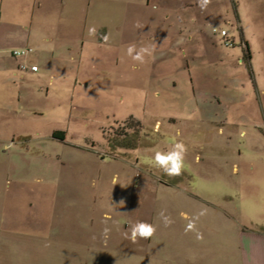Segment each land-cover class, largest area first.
<instances>
[{
  "label": "rangeland",
  "instance_id": "1",
  "mask_svg": "<svg viewBox=\"0 0 264 264\" xmlns=\"http://www.w3.org/2000/svg\"><path fill=\"white\" fill-rule=\"evenodd\" d=\"M65 3L0 27V264L237 258L242 232L264 235V0H109L106 44L88 35L89 2ZM179 141L169 176L153 157ZM202 210L200 240L181 213ZM137 222L157 230L134 244Z\"/></svg>",
  "mask_w": 264,
  "mask_h": 264
},
{
  "label": "crops",
  "instance_id": "2",
  "mask_svg": "<svg viewBox=\"0 0 264 264\" xmlns=\"http://www.w3.org/2000/svg\"><path fill=\"white\" fill-rule=\"evenodd\" d=\"M52 1L53 2L45 1V0H0V27L4 26V31L6 32L8 24L14 21L15 27H18L17 23L19 24L20 22H22L27 16V13L36 14L37 12H41V11L44 12V10L47 9L50 14V12H52V7H54L53 13L58 11L61 14L64 13L69 8L68 5H65L66 4L65 2H67V0H52ZM87 1L89 2L88 23L89 25H94L97 28V36H95L94 38H97L99 36V33L103 34L106 32L107 33L112 32V29L111 30L107 29L106 21L103 20V17L105 16V6L109 2V0H87ZM73 8L74 5H72V9ZM7 39H8V43H12L15 46L20 41L19 36L17 34L8 36ZM6 48H10V47H6ZM4 54L5 53H3V56ZM3 56H0V58H3ZM15 59L16 61H21L20 57ZM24 61L27 62V59H25ZM35 67L36 66H33L32 68ZM28 72H30V70ZM16 75L17 73H14L13 76L17 78L18 76ZM158 185H160V187L164 189L173 188L172 183L158 182ZM241 241H242V248L240 249V255H238V257L236 258V256H234L231 253V248H229L228 252L222 255V259H220L221 261L220 264H264V235L259 236V235L250 234L248 232H242ZM150 242L152 244V241ZM191 256H195V255L192 254ZM165 264H211V263H203L201 262V260H199V258H192L191 260H186L181 263H165Z\"/></svg>",
  "mask_w": 264,
  "mask_h": 264
},
{
  "label": "clouds",
  "instance_id": "3",
  "mask_svg": "<svg viewBox=\"0 0 264 264\" xmlns=\"http://www.w3.org/2000/svg\"><path fill=\"white\" fill-rule=\"evenodd\" d=\"M211 3V0H198V5L202 11L207 9V6ZM137 28L142 27L139 23L136 24ZM88 35L91 37L97 36V28L93 25L88 29ZM100 40L103 43H107L109 40L108 34H101ZM128 55L132 57L134 61L139 63L145 62V55L149 52L146 47H140L137 49L135 44H131L127 49ZM247 133L245 131L240 132V136L243 138ZM188 152V148L184 142L179 141L173 144L166 152L156 151L153 157L154 165L162 169L163 172L169 176H179L182 174L185 167V157ZM124 202L121 201V205ZM206 213L202 210L195 217H189L187 213H181L183 219L188 220L185 227V233L196 231L197 239H203V233L197 231L196 221L199 220L200 216ZM159 218L162 219L164 226L168 227L174 223L170 215H165L164 211L158 213ZM156 226L148 222H137L130 226V235L126 232L125 238L130 239L132 243H136L138 239H148L151 238L156 233ZM108 229H104L105 235L108 233Z\"/></svg>",
  "mask_w": 264,
  "mask_h": 264
},
{
  "label": "built area",
  "instance_id": "4",
  "mask_svg": "<svg viewBox=\"0 0 264 264\" xmlns=\"http://www.w3.org/2000/svg\"><path fill=\"white\" fill-rule=\"evenodd\" d=\"M222 37H223V39H224V41H225V47L226 48H228V49H230V48H235L234 47V45L230 42V40L228 39V35L225 33V32H223L222 33V35H221ZM30 52L31 51H29V52H14L13 54H12V56H13V58L15 59V58H21V57H26V56H28V54H30ZM30 70V72H32V73H38L39 72V69L38 68H31V69H26L25 67H22V68H20V73L19 74H24V73H26V72H28Z\"/></svg>",
  "mask_w": 264,
  "mask_h": 264
},
{
  "label": "trees",
  "instance_id": "5",
  "mask_svg": "<svg viewBox=\"0 0 264 264\" xmlns=\"http://www.w3.org/2000/svg\"><path fill=\"white\" fill-rule=\"evenodd\" d=\"M13 57V56H12ZM246 58L248 59V61L250 62L251 61V54H250V51H249V49L247 48V46H246ZM138 124V126H137V128H138V130L141 132V124L140 123H137ZM140 134V133H139ZM137 136H139V135H137ZM56 137V136H55ZM126 144V146H128V147H132V148H136V146H137V143L135 142L134 144H128V143H125Z\"/></svg>",
  "mask_w": 264,
  "mask_h": 264
}]
</instances>
